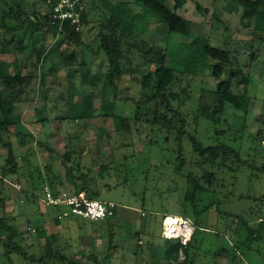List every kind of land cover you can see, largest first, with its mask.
I'll return each mask as SVG.
<instances>
[{"label": "rangeland", "instance_id": "obj_1", "mask_svg": "<svg viewBox=\"0 0 264 264\" xmlns=\"http://www.w3.org/2000/svg\"><path fill=\"white\" fill-rule=\"evenodd\" d=\"M24 1L25 5L33 2ZM83 2L88 20L81 28L84 47L62 44L61 37L42 31L36 38L38 49H46L42 66L38 69L32 67L35 57L30 58V51L16 56L23 65V74L34 73L37 78L22 96L26 100L15 105L14 114L22 119L19 131L25 135L16 137L12 131L4 135L0 142V166L7 155L4 144L8 141L16 149L20 166L18 174L7 178L0 186V197L5 200L1 215L19 231L22 245L27 249L31 247L29 255L45 256L50 237L55 235L58 238L57 245L66 260H46L48 264H69L70 260L76 261V264H94L89 258L92 254L98 264H152L153 260L164 257L166 216L179 217L188 228L175 240L184 245L192 238L195 217L192 201L186 200L187 195L192 193L187 176L191 172L199 175L201 172L195 165L197 157L193 154L188 136L181 141L174 136L167 139V131L162 125L151 127L144 121L133 123L131 134H119L114 131L111 122L104 123L101 117L78 123L62 120L70 104L75 100L82 102L86 95L91 94L94 96V108L102 113L134 117L136 104L124 99L139 100L151 94L143 90L135 76L125 74L118 82V90H106L105 98H102L108 60L99 51L101 23L110 18L121 20L125 17L128 20L124 23L126 43L133 41L130 35L135 31V37H143L166 49L169 55L167 62H173L174 67L184 71L178 74V82L171 91L180 92L188 87L191 92L190 99L180 97L173 103L175 108L188 116V131L205 146L226 144L248 161L244 167L237 169L234 166L233 171L230 167H215L217 182L213 191L199 196L202 200L197 206L200 214L196 219L207 229L197 235L200 254L226 247L232 255L238 249L239 260L232 261L231 256L224 253L218 264H264V171L254 170L264 166V58L252 72L253 85L247 89L243 86L234 88L236 93L247 94L250 98L247 114L228 106L216 123L201 117L197 111L201 86L215 89L217 82L203 65L196 64L191 74L186 70L189 51L195 53L201 46L227 47L242 54L249 52L248 42L253 38V27L243 26L240 16L227 12L225 3L219 0H187L179 14L191 33L189 38L169 32L165 24L135 0ZM197 6L204 11L198 10ZM114 9L116 13L112 17ZM213 14L219 15L221 25L213 20ZM59 49L79 54L74 67L61 66ZM129 55L133 64L140 62L137 50H131ZM1 58L10 62L8 67L15 61L13 55L0 54V61ZM247 59L244 56L243 62ZM8 98L18 99L13 93H9ZM202 103L208 107L212 101L203 97ZM154 106H143L141 113L147 114ZM67 151L74 154V159L83 157L84 165L95 172L101 165L110 166L100 185L99 200L117 206L114 218L93 222L70 217L58 219L61 226L58 227L55 221L57 210L43 203V188L48 186L56 193L50 187L48 178L53 180L57 177L56 180L67 184L63 164V155ZM182 159L185 165L180 168ZM27 179L36 188V198L26 193ZM58 183L53 187H67ZM62 192L70 193H58ZM211 203L210 210L203 212L204 207ZM234 216H241L245 224L239 223ZM249 230L260 231L263 238L251 241ZM3 246L0 240V252ZM179 256L181 261L185 258L182 251ZM13 258L18 257L15 255ZM200 262L209 264L205 258H196L195 264ZM16 264L29 263L20 261Z\"/></svg>", "mask_w": 264, "mask_h": 264}, {"label": "trees", "instance_id": "obj_2", "mask_svg": "<svg viewBox=\"0 0 264 264\" xmlns=\"http://www.w3.org/2000/svg\"><path fill=\"white\" fill-rule=\"evenodd\" d=\"M219 1L225 3L224 9L227 12L240 16L243 26L253 27V38L248 42L250 51L243 54L235 49L217 48L211 45L201 46L195 53L189 51L190 56L187 57L189 66L186 67L188 74L192 73L196 64H200L209 71L211 77L217 82L215 89H207L204 85L201 86L197 111L201 117L214 123L218 122L225 114L228 106L247 114L250 98L247 94L236 93L234 88L243 86L247 89L252 86L254 82L252 72L261 58H264V0ZM135 2L149 9L153 16L168 27L169 32L183 38L191 36L183 17L179 14V11L187 4V0H135ZM197 8L204 11L200 6H197ZM112 12L113 17L116 13L115 9ZM212 18L217 24H222L219 15L213 14ZM127 21L125 17H121V20L110 18L101 23L99 51L103 52L108 60V71L105 75L102 98H105L106 90H118V82L125 74L135 76L134 78L139 80L143 90L150 91L151 94L139 100L124 99L136 104L137 113L134 117L120 116L115 113H102L101 110L94 108V96L91 94L86 95L82 102L75 100L70 104L62 120L78 123L101 117L104 119V123L111 122L114 131L119 134H131L133 123L144 121L146 125L151 127L162 125L167 131V139L174 136L176 140L181 141L185 136H188L193 154L197 157L195 165L201 172L200 175L191 172L187 176V183L192 193L187 195L186 200L192 201L194 207L195 220L193 226L195 231L190 241L184 245L179 240L165 239L164 257L161 260H153L152 264H195L196 258H205L209 264H218V259L224 257V253L231 256L232 261L239 260L236 247L233 255L232 251L226 247L213 252L206 251L205 254L201 255L198 250L199 240L197 235L207 229L199 224L196 217L200 214L197 206L202 199H199V196L210 194L217 182L214 168L230 167L233 171L234 166L237 169L244 167L248 161L242 159L238 151L226 144L219 143L205 146L195 134L188 131L187 127L190 124L188 116L180 112L179 108H175L173 103L178 101L180 97L190 99L191 92L188 87L180 92L171 91L173 85L178 82V74L184 73V71L174 67L173 62L170 64L167 62L169 55L166 49L150 43L149 40L143 37H135V31H132L131 35L129 34L132 36L133 41L126 43L124 41L127 38L124 23ZM87 23V14H85L83 25ZM42 31L52 32L55 37H61L62 44L68 43L77 47H84L81 31H77L68 22L63 25L55 23L49 10L45 8L44 0H33L32 3L26 5L24 0H0V54L4 56L13 55L15 60L11 67H8L10 62L7 59L1 58L0 61V64H2L0 66V142L3 141L4 135H9L12 131H14L16 137L25 135L19 131L22 119L14 114L15 105L17 102L26 100L22 96L27 93L28 87L33 79L37 78V75L34 73L23 74V65L17 61L16 56L19 53L30 51V58L35 57L32 67L38 69L42 66L45 62L46 49H38L36 46L37 35ZM134 49L137 50V58H140V62L136 64H133L129 55L131 50ZM91 53L98 54L96 52ZM78 56L79 54L76 52L59 49V59L63 68L74 67ZM244 56L248 58L246 62H243ZM144 69L146 72H142ZM91 84L92 86L95 85V83ZM9 93L16 94L19 101L10 100L8 98ZM70 93H72V90ZM20 97L22 98L19 99ZM203 97L211 99L210 106L205 107L202 105ZM146 105L155 106L147 114H142V107ZM260 133L261 131L258 132V135ZM4 147L7 155L4 163L0 166V186L7 178L17 175L20 169L13 144L8 141L5 142ZM73 155L70 151L63 155V164H65L66 170L64 181L66 180L67 184L56 180L57 177L53 180L48 178L50 187L56 193L59 191H67L77 195L84 193L90 200H99L100 185L105 180V175L109 172L110 166L101 165L95 172L92 168L84 165L83 157L74 159L72 158ZM181 161L180 168H183L185 161L183 159ZM254 170L263 172L264 166L261 168L255 167ZM29 177L32 178L30 175ZM39 178L42 179L41 175ZM27 180L29 183L26 193L36 198V188L31 180ZM56 183L67 187L64 189L53 187ZM106 187H109V184H106ZM4 207L5 200L0 197V240L4 245L3 251L0 252V264H16L20 261H27L29 264H48L46 260L65 262L66 257L60 252L57 245L58 238L55 235L48 240L45 256L37 257L35 253L29 255L28 251L31 247L29 246L30 248L27 249L22 245V237L19 235V231L11 225L6 217L1 215ZM211 207L212 203L205 206L203 212L209 211ZM184 216L187 217V214H184ZM234 217L238 218L239 223L245 224L241 216ZM55 219L58 221L57 217ZM28 232L31 234V230H28ZM249 233L251 241L263 238L260 231L249 230ZM178 244L180 248L177 246ZM192 250H194V253H191ZM180 251L185 255L182 261L179 256ZM15 255L18 258L14 259ZM89 258L98 264L96 256L92 254ZM68 263L76 264V261L70 260ZM198 264H206V262Z\"/></svg>", "mask_w": 264, "mask_h": 264}, {"label": "built area", "instance_id": "obj_3", "mask_svg": "<svg viewBox=\"0 0 264 264\" xmlns=\"http://www.w3.org/2000/svg\"><path fill=\"white\" fill-rule=\"evenodd\" d=\"M51 12L52 20L60 25L69 23L77 31H81L86 8L83 0H45ZM43 203L57 210L59 220L76 217L83 220L99 222L113 218L117 214V206L100 200H90L84 193L79 195L66 192L54 193L48 186L43 188ZM169 217V216H168ZM165 220L164 237H171V223ZM187 229V226H186Z\"/></svg>", "mask_w": 264, "mask_h": 264}, {"label": "bare ground", "instance_id": "obj_4", "mask_svg": "<svg viewBox=\"0 0 264 264\" xmlns=\"http://www.w3.org/2000/svg\"><path fill=\"white\" fill-rule=\"evenodd\" d=\"M168 223H171V237H176V235H183L188 231V228L186 229L184 220L180 219L179 217H168Z\"/></svg>", "mask_w": 264, "mask_h": 264}, {"label": "crops", "instance_id": "obj_5", "mask_svg": "<svg viewBox=\"0 0 264 264\" xmlns=\"http://www.w3.org/2000/svg\"><path fill=\"white\" fill-rule=\"evenodd\" d=\"M48 221V220H47ZM55 221H56V224H58V227H61L59 224H60V221H57L56 219H55ZM50 222V221H49Z\"/></svg>", "mask_w": 264, "mask_h": 264}]
</instances>
